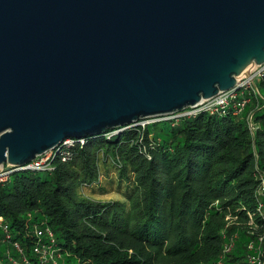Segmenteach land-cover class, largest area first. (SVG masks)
<instances>
[{
  "label": "water",
  "instance_id": "water-1",
  "mask_svg": "<svg viewBox=\"0 0 264 264\" xmlns=\"http://www.w3.org/2000/svg\"><path fill=\"white\" fill-rule=\"evenodd\" d=\"M264 63V0H0V164L167 116Z\"/></svg>",
  "mask_w": 264,
  "mask_h": 264
},
{
  "label": "trees",
  "instance_id": "trees-1",
  "mask_svg": "<svg viewBox=\"0 0 264 264\" xmlns=\"http://www.w3.org/2000/svg\"><path fill=\"white\" fill-rule=\"evenodd\" d=\"M255 86L239 115L200 110L107 130L75 142L51 170L13 173L0 186L10 232L3 241L0 231V264H11L6 250L19 259L14 242L36 263L42 223L57 264H251L255 250L264 263V73ZM100 165L126 182L129 206L79 194L100 183Z\"/></svg>",
  "mask_w": 264,
  "mask_h": 264
},
{
  "label": "built area",
  "instance_id": "built-area-1",
  "mask_svg": "<svg viewBox=\"0 0 264 264\" xmlns=\"http://www.w3.org/2000/svg\"><path fill=\"white\" fill-rule=\"evenodd\" d=\"M264 73V63L261 65H254L253 69L250 70L247 76H242L236 79V84L232 89L227 91H220L217 95L211 99L202 101L199 105L186 108L181 112L170 114L167 116L146 118L136 123L121 127L110 132L113 135L121 130L126 129L130 126L142 125L156 122L160 120L179 118L184 116H190L200 110L208 111L210 114L219 113L226 114L232 113L233 115H239L243 112L247 104L250 102V96H257L258 90L255 86V81L262 76ZM250 118V117H249ZM249 125L253 128L249 120ZM75 142L84 143V138L74 139L68 138L64 140L58 147L53 150H49L40 156H37L35 160L23 166H16L8 163L0 164V186L4 185L15 172L26 171V170H51L52 162L56 156H61L62 160L67 157V148L71 147ZM43 224V223H42ZM35 225L33 226V234L36 238L34 246V253L37 256L36 263H30L27 258L23 257L22 250L18 243L14 242L13 247L19 254V259L10 256V250H6L5 256L8 262L11 264H57L60 258L59 249L57 242L52 230L47 225ZM0 231L3 234V241L10 239V232L8 224L6 223L3 216L0 215ZM261 241V238H260ZM254 244H249L248 249L254 250ZM227 250L229 249L226 248ZM248 260L251 264H264L260 258V252L255 250L248 256Z\"/></svg>",
  "mask_w": 264,
  "mask_h": 264
},
{
  "label": "rangeland",
  "instance_id": "rangeland-1",
  "mask_svg": "<svg viewBox=\"0 0 264 264\" xmlns=\"http://www.w3.org/2000/svg\"><path fill=\"white\" fill-rule=\"evenodd\" d=\"M250 114L247 120H250ZM146 119V118H145ZM142 119V120H145ZM126 127V126H124ZM100 183L91 188H78L79 194L89 200L96 202L122 201L129 206L125 199V184L124 181H119L117 171L110 165L101 166Z\"/></svg>",
  "mask_w": 264,
  "mask_h": 264
}]
</instances>
